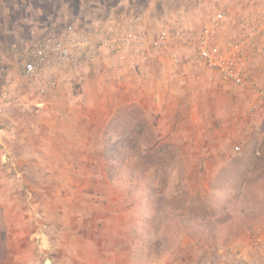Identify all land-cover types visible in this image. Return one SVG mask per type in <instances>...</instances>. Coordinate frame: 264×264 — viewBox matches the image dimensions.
<instances>
[{
    "label": "rangeland",
    "instance_id": "rangeland-1",
    "mask_svg": "<svg viewBox=\"0 0 264 264\" xmlns=\"http://www.w3.org/2000/svg\"><path fill=\"white\" fill-rule=\"evenodd\" d=\"M129 1L128 15L81 31L152 37L215 5ZM247 3L231 6L220 38L237 32ZM250 77L264 87V39ZM5 123L2 153L15 167L0 169V264H264V105L208 81L192 52L121 72L73 65L43 94L22 86Z\"/></svg>",
    "mask_w": 264,
    "mask_h": 264
},
{
    "label": "built area",
    "instance_id": "built-area-1",
    "mask_svg": "<svg viewBox=\"0 0 264 264\" xmlns=\"http://www.w3.org/2000/svg\"><path fill=\"white\" fill-rule=\"evenodd\" d=\"M236 1L243 0H213L215 5L200 21L175 16L152 37L143 35L139 28L101 33L94 27L77 31L70 25H50L43 35L18 50L13 61L0 54V165L9 161L2 153V140L11 131L5 117L17 92L27 86L43 94L57 83L61 73L81 63L102 60L109 69L121 72L150 54L175 56L189 51L200 62L208 81L231 83L253 93L264 105V87L250 77L257 44L264 39V0H244L248 2V12L234 21L237 32L220 38V31L230 23V9ZM240 150V145L235 147L236 152Z\"/></svg>",
    "mask_w": 264,
    "mask_h": 264
},
{
    "label": "crops",
    "instance_id": "crops-1",
    "mask_svg": "<svg viewBox=\"0 0 264 264\" xmlns=\"http://www.w3.org/2000/svg\"><path fill=\"white\" fill-rule=\"evenodd\" d=\"M129 3V0L96 1L95 7L91 5L89 8L85 0H0V54L12 59L33 38L43 35L50 25L59 28L70 25L77 31L88 25H100L99 22L105 23L106 27L108 23H113L110 19L117 9L128 15ZM71 5L73 17L70 16L71 19L65 23L63 16L67 17L66 9H70ZM12 121L15 123L16 120L13 118ZM11 135L8 137L11 138ZM2 166L8 170L15 167L10 158L8 164L0 165V169Z\"/></svg>",
    "mask_w": 264,
    "mask_h": 264
},
{
    "label": "trees",
    "instance_id": "trees-1",
    "mask_svg": "<svg viewBox=\"0 0 264 264\" xmlns=\"http://www.w3.org/2000/svg\"><path fill=\"white\" fill-rule=\"evenodd\" d=\"M246 151H243V150H241V151H239L238 152V154H240V155H242L243 156V158L242 159H244V157H246V153H245ZM256 153V152H255ZM255 153H253V152H251V154H250V156L249 157H252V156H255ZM257 155H259L258 153H256ZM241 161L242 160H237V164H238V167L240 166V164H241ZM231 162H233L232 160H231ZM260 163V162H259ZM258 163L256 162V164H254L253 166H255V169H256V171H258L259 170V167H258V165H257ZM242 214H244V213H242Z\"/></svg>",
    "mask_w": 264,
    "mask_h": 264
}]
</instances>
